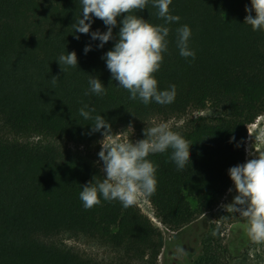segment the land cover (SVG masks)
<instances>
[{
  "label": "trees",
  "instance_id": "trees-1",
  "mask_svg": "<svg viewBox=\"0 0 264 264\" xmlns=\"http://www.w3.org/2000/svg\"><path fill=\"white\" fill-rule=\"evenodd\" d=\"M246 7L251 0H172L170 12L181 19L166 25L168 51L155 76L160 90L175 85L177 94L171 104L144 105L128 99L102 59L118 41L123 17L114 39L100 48L91 33L107 31L102 20L93 16L88 34L72 27L81 0H0V264H158L164 233L136 204L101 199L83 206L82 186L104 176L98 163L104 130L91 131L93 121L79 113L85 104L113 134L133 129L140 139L156 123L186 119L171 129L192 143L190 161L178 171L171 149L150 155L158 183L144 197L171 233L215 212L193 264H226L217 225L246 220L216 210L233 182L229 168L245 162L248 127L264 115V31L246 25ZM133 14L164 23L151 0ZM185 24L195 59L182 57L176 45V30ZM72 51L78 65L62 71L58 57ZM90 76L101 80L106 95H85ZM201 111L214 116H191ZM240 261L248 264V256Z\"/></svg>",
  "mask_w": 264,
  "mask_h": 264
},
{
  "label": "clouds",
  "instance_id": "clouds-1",
  "mask_svg": "<svg viewBox=\"0 0 264 264\" xmlns=\"http://www.w3.org/2000/svg\"><path fill=\"white\" fill-rule=\"evenodd\" d=\"M158 8V18L163 24H153L142 17L133 14L143 10L149 0H81L82 12L72 25L75 32L88 34L93 16L104 22L106 32L99 30L91 33L93 40H99L102 48L109 40L114 39L113 28L117 26V18L121 27L118 41L102 59L111 73V79L129 92V100H139L144 105L152 102L167 105L174 102L176 86L160 90L155 74L160 70L164 53L168 51L169 25L179 22L180 16L172 15L169 6L172 0H151ZM246 25L253 31H264V0H251V7H246ZM253 11L255 16L252 15ZM126 14V15H125ZM176 45L184 58L195 59V51L189 48L192 35L191 28L183 25L176 30ZM79 39V37H76ZM91 50V45L84 49L85 54ZM61 66L77 67L78 59L75 51L61 54L58 57ZM61 70L65 69L61 67ZM55 85L58 77H52ZM89 93L97 96L107 94V88L98 77L90 76ZM96 109L85 104L80 115L85 120H92V132L104 130V141L98 153L103 161L101 171L103 179H94L82 186L79 197L85 210L91 209L106 201L118 200L124 208L134 206L142 196L154 195L157 188L156 172L158 165L148 159L152 154L172 150L170 160L177 170H183L190 161V143L179 132L173 131L167 123H159L144 129L145 139L133 142L130 138H122L121 132L113 134L111 124L102 116L95 115ZM131 128V126H129ZM108 137L106 140L105 138ZM258 143H264V132L256 136ZM254 158L243 164L229 168L228 173L234 182L238 193L230 204L225 205L227 211L238 213L246 220V234L251 241L264 244V152L251 153ZM232 189H229L231 192ZM212 235H216L215 232ZM176 253L183 254V249L177 245Z\"/></svg>",
  "mask_w": 264,
  "mask_h": 264
},
{
  "label": "rangeland",
  "instance_id": "rangeland-1",
  "mask_svg": "<svg viewBox=\"0 0 264 264\" xmlns=\"http://www.w3.org/2000/svg\"><path fill=\"white\" fill-rule=\"evenodd\" d=\"M192 117H213L214 114L210 111L196 112L191 115ZM186 119L171 120L166 122L171 128L179 127L184 124ZM159 124V123H156ZM154 124V125H156ZM264 132V115L259 117L254 124L248 127L247 139L245 142V162L248 159L254 158L251 153L259 154L264 152V143H258L256 136ZM120 133V132H119ZM122 138H130L133 142L140 140L142 135H139L135 130L128 129L121 131ZM106 140L108 137L105 138ZM104 141H101L103 143ZM71 150H75V145L69 146ZM82 150V148H80ZM244 162V163H245ZM98 163L101 168L103 161L99 159ZM231 192L225 194L223 200L217 208V212H230L227 211L225 205L230 204L234 197L238 194L235 190L234 182L230 187ZM141 212L146 215L157 227H159L165 237V247L158 259V264H193L201 257V238L206 233L211 224H215V212L208 213L193 223L188 228L178 232L171 233L166 231L154 219V213L151 205L142 196L136 203ZM245 224L241 223H221L217 225L221 230V239L223 240V247L227 250L226 264H241L242 254L248 256V264H264V244H258L250 240L246 234ZM65 244L70 247H75L81 250H88L82 245L74 241H65ZM179 245L183 249V254H178L175 251L176 246ZM98 251V250H97ZM95 250L91 253L94 254ZM99 252V251H98ZM101 252H99L100 254Z\"/></svg>",
  "mask_w": 264,
  "mask_h": 264
}]
</instances>
